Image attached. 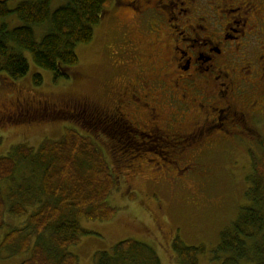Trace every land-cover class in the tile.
<instances>
[{
    "label": "flooded vegetation",
    "instance_id": "1",
    "mask_svg": "<svg viewBox=\"0 0 264 264\" xmlns=\"http://www.w3.org/2000/svg\"><path fill=\"white\" fill-rule=\"evenodd\" d=\"M115 8L151 48L119 32L122 70L105 98L63 101L97 144L130 159L158 155L182 173L204 172L203 154L264 145V0H116Z\"/></svg>",
    "mask_w": 264,
    "mask_h": 264
},
{
    "label": "trees",
    "instance_id": "2",
    "mask_svg": "<svg viewBox=\"0 0 264 264\" xmlns=\"http://www.w3.org/2000/svg\"><path fill=\"white\" fill-rule=\"evenodd\" d=\"M52 2L21 0L11 8L8 0H0V83L29 73L25 52L38 67L53 72L56 81L69 78V69L79 63L77 45L93 40L112 0H67L54 10ZM12 15L22 23L10 27ZM48 21L49 30L38 39L34 26ZM34 82H43L40 73ZM260 152L250 153L249 204L220 231L213 250L221 264H264V150ZM18 165L33 172L15 181ZM7 180L15 184L6 193L0 187V227L7 224L5 211L27 218L5 234L0 248L11 256L28 253L20 264H80L70 247L91 233L80 219L106 221L116 214L107 200L116 185L111 166L97 142L76 127H67L61 139H44L37 148L14 145L0 156V182ZM172 249L181 264H200L199 255L206 252L205 244L188 245L178 236ZM95 264L164 263L153 245L126 238L110 250L97 251Z\"/></svg>",
    "mask_w": 264,
    "mask_h": 264
},
{
    "label": "rangeland",
    "instance_id": "3",
    "mask_svg": "<svg viewBox=\"0 0 264 264\" xmlns=\"http://www.w3.org/2000/svg\"><path fill=\"white\" fill-rule=\"evenodd\" d=\"M19 1L8 0V3L13 8ZM66 1L53 0L52 10ZM115 4L116 0H112L110 9L107 8L101 22L95 26L93 40L77 45L79 63L69 69V78L56 81L53 72L38 67L31 54L25 52L31 65L29 73L16 81L0 83V156L8 155L16 144L27 143L37 148L44 139H61L67 127H76L92 137L90 125L72 116L74 110L65 106L63 101L72 100L74 103V100L85 97L105 98L106 84L119 78L122 70L121 61L124 59L118 51L123 44L119 32L127 31L124 37L137 42L145 36L132 26L129 13L121 8L111 11ZM7 23L14 27L22 22L12 15ZM48 28L49 21L34 26L36 37L41 39ZM146 42L144 40L143 46L139 47L143 51L149 47ZM114 51L115 55L111 53ZM37 73L43 77L40 85L34 82ZM98 146L103 150L116 181L107 199L116 208V214L106 221L80 219L81 225L91 231L81 243L70 247L79 255L80 264H95L97 251L110 250L126 238L153 245L164 264H181L172 249L177 236L188 245L205 244L206 252L199 255L200 264H221L222 259H215L213 252L220 231L249 204L246 178L251 166L246 149L259 154L264 145L242 143L207 156L203 154L200 163L204 172L192 173L176 172L155 154L149 157V153H145L148 156L130 159L115 155L113 145ZM183 161L187 163L189 159ZM18 167L15 181L33 172L32 167ZM15 181H1L0 187L6 193ZM26 218L5 211L7 224L0 227V247L5 234L14 226H22ZM9 254L8 249L0 248V264H20L28 255Z\"/></svg>",
    "mask_w": 264,
    "mask_h": 264
}]
</instances>
